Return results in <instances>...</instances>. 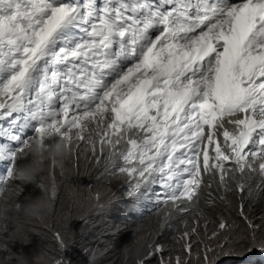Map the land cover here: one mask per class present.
Segmentation results:
<instances>
[{"label": "snow or ice", "instance_id": "1", "mask_svg": "<svg viewBox=\"0 0 264 264\" xmlns=\"http://www.w3.org/2000/svg\"><path fill=\"white\" fill-rule=\"evenodd\" d=\"M0 139V195L82 144L106 172L132 178L129 196L159 183L160 227L179 220L182 254L153 240L137 264H200L201 226L208 240L224 234V254L264 253V223L243 203L264 202V0H0ZM213 183L221 201L241 194L243 246L228 248L224 218L209 233ZM55 239L68 248L67 234ZM210 252L203 264H215Z\"/></svg>", "mask_w": 264, "mask_h": 264}, {"label": "trees", "instance_id": "2", "mask_svg": "<svg viewBox=\"0 0 264 264\" xmlns=\"http://www.w3.org/2000/svg\"><path fill=\"white\" fill-rule=\"evenodd\" d=\"M33 134H25L31 136ZM54 156V154H53ZM57 161V158H55ZM96 157L91 151H84L83 148L77 150L70 157H63L62 162L70 171L71 180L74 183L78 179L84 178L88 181L86 190H94V187L104 186L108 182L121 180L120 189L122 198H119V221L121 228L126 232H132L137 228H146L156 231L163 222V199L157 194L156 189L159 183L154 184L144 192L143 195L129 196V182L132 178L126 174H112V169L105 171L103 158L101 162H96ZM32 161L29 160V163ZM122 163V161H121ZM55 168L52 159L49 157L42 165L28 170L25 176L31 178H17L14 181L18 189L14 194L9 195L5 192L0 195V261L5 264L16 244L20 241L21 234L26 237L34 236L38 233L40 239L45 240L44 245L40 241H33L38 249L36 264H56L57 259L70 262V264H113V260L118 257L115 236L108 231L97 226L96 221L87 217L80 206H73L70 203L71 196L68 189L67 180L63 178L53 179ZM6 174L1 175L0 177ZM211 177L204 178L208 182ZM55 182L57 196L50 198V188ZM43 185V187H42ZM204 187L203 185L201 186ZM211 192L215 198L214 203L205 208L208 220L230 217L233 220L241 221L237 210L240 208L241 194L229 193L227 200L221 201L219 196L223 190H217L216 183L212 184L211 189H204V199H208ZM245 210L253 208L256 211L264 210V202L259 200L245 199L243 201ZM20 205L19 208L16 205ZM204 207V200L201 201ZM237 208V209H236ZM246 212V211H245ZM159 216L158 221L155 219ZM191 218H189L190 220ZM178 219L172 221L173 228H164L157 232L158 236L168 237L175 232ZM240 224V223H239ZM60 232L70 237L68 248L61 250L56 239L55 233ZM34 240V239H33ZM103 249L107 257L102 255Z\"/></svg>", "mask_w": 264, "mask_h": 264}, {"label": "rangeland", "instance_id": "3", "mask_svg": "<svg viewBox=\"0 0 264 264\" xmlns=\"http://www.w3.org/2000/svg\"><path fill=\"white\" fill-rule=\"evenodd\" d=\"M223 141V137H220ZM82 148H84L82 144ZM54 157L57 158V163L54 165L55 173L53 174V179L63 178L67 180L68 189L70 190L71 196V205L80 206L84 210L87 217L93 218L97 226L103 228L113 234L115 237L116 248L118 249V257L113 260V264H137V261L141 259L147 251V245L153 240L163 242L168 249L170 250L171 256L177 254H182L181 245L177 243L173 237L177 235V232H173L172 236L163 237L158 236L157 232L161 229L160 226L156 231H152L146 228H137L132 232H126L124 227L121 228L119 221V198H122L123 194L121 193L120 184L121 180H115L112 182L106 183L101 187H94V190H86L88 181L85 182L84 178L78 179L77 183H74L70 177V171L66 165L62 162L64 155L61 153L54 152ZM210 155H214L210 151ZM153 186V185H152ZM157 190L166 191L162 187H159ZM164 206V205H163ZM240 207V206H239ZM164 209V208H162ZM237 209V208H236ZM237 210H240L238 208ZM244 211L246 216L257 226H260L264 223V210L259 212L251 208L249 211ZM241 221L233 220L230 217H224L230 225H233L232 230L227 233L228 239V248H235L237 246H243V243H247L245 240L246 237L250 235V229L248 227V221L245 220L243 216L240 215V212L237 211ZM209 217H206V222L209 226V233L213 229H217L219 220L216 221L208 220ZM159 216L155 219V222L158 221ZM205 221H202V225ZM157 223V222H156ZM240 223V224H239ZM177 224L182 229L179 220ZM189 225L191 226V219L189 220ZM201 240L203 243H200L198 248L201 253L200 264H203V252L204 246L209 245L215 250V255L213 253H208L210 257L214 260L215 264H261L264 263V253L260 251H251L246 252L242 255H227L221 252V248L217 247L219 242L221 245L224 244V234H221L216 239L208 240L205 236L203 226L200 228ZM258 235H264V233H258ZM34 239V240H33ZM40 241L44 245L45 240L40 239L38 233H34L33 238L26 237L21 234L20 241L16 244V248L12 251V254L5 264H36L37 260L41 257H37L38 249L36 244L33 241ZM197 245L194 244V248ZM228 248H225L224 252L228 251ZM102 255L107 257L106 251L103 249ZM193 261L195 264V255L193 256ZM3 262L0 261V264ZM152 264H158V259L153 258Z\"/></svg>", "mask_w": 264, "mask_h": 264}, {"label": "clouds", "instance_id": "4", "mask_svg": "<svg viewBox=\"0 0 264 264\" xmlns=\"http://www.w3.org/2000/svg\"><path fill=\"white\" fill-rule=\"evenodd\" d=\"M4 124H5V126H6V124H7V122L5 121V122H3ZM27 133H29V134H33L34 135V133L31 131V129H29V130H26V134ZM0 143H8V141H6V140H3V139H0ZM14 146V145H13ZM7 168H8V164L6 163V162H0V176L1 175H3V174H6V172H7ZM209 177H211V174L209 173L208 175H206L204 178H208L209 179ZM150 187H153L152 185H150ZM159 187H161V186H158L156 189H158ZM157 194H159V195H161L162 197V199H164L165 198V191H160V190H158V193ZM163 208H164V206H163ZM261 264H264V263H261Z\"/></svg>", "mask_w": 264, "mask_h": 264}]
</instances>
